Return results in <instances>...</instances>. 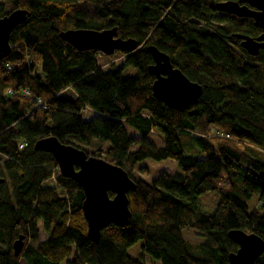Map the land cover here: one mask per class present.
Wrapping results in <instances>:
<instances>
[{
	"label": "trees",
	"instance_id": "obj_1",
	"mask_svg": "<svg viewBox=\"0 0 264 264\" xmlns=\"http://www.w3.org/2000/svg\"><path fill=\"white\" fill-rule=\"evenodd\" d=\"M222 1L0 0V17L28 11L0 60V264H145L128 254L138 241L161 264H227L238 247L229 230L264 240V51L251 56L235 37L259 35L252 19L214 16ZM114 27L139 47L116 51L122 61L109 68L98 58L111 55L79 51L59 36L69 28ZM150 45L202 87L196 104L175 110L153 97ZM128 67L136 73L124 76ZM152 133L163 135V146L149 139ZM50 135L119 165L136 183L127 194L128 222L104 227L96 244L87 235L83 189L34 147ZM20 141L27 142L23 149ZM146 158L174 160L177 170L151 181L133 177ZM241 170L242 198L233 182ZM207 192L218 198L211 213L197 201ZM184 229L204 241L194 247ZM21 234L24 246L15 256L12 244ZM255 264H264V251Z\"/></svg>",
	"mask_w": 264,
	"mask_h": 264
},
{
	"label": "water",
	"instance_id": "obj_2",
	"mask_svg": "<svg viewBox=\"0 0 264 264\" xmlns=\"http://www.w3.org/2000/svg\"><path fill=\"white\" fill-rule=\"evenodd\" d=\"M215 7L224 14L252 19L261 29L256 37L237 34L241 46L255 56L264 51V0H227L216 3ZM26 9H14L0 17V60L10 52L11 32L27 19ZM61 39L79 51L98 50L112 55L119 51L131 53L138 49L139 43L133 38H121L116 28L102 30L91 28H69L59 32ZM153 64L148 72L154 76L152 94L168 108L180 110L196 104L202 93V87L191 81L180 69L174 67L169 56L155 46H148ZM35 149L50 153L55 159L61 176L73 179L84 192L82 210L87 222V235L92 242L98 243L101 230L113 223L125 225L131 216L128 192L136 189V183L119 165L110 163L101 157L88 155L84 150L60 142L54 136L39 139ZM109 192L113 196H109ZM227 236L237 244V249L228 254L227 264H255L264 251V240L255 233L241 229H231ZM24 246V235L13 241L12 249L18 256Z\"/></svg>",
	"mask_w": 264,
	"mask_h": 264
},
{
	"label": "rangeland",
	"instance_id": "obj_3",
	"mask_svg": "<svg viewBox=\"0 0 264 264\" xmlns=\"http://www.w3.org/2000/svg\"><path fill=\"white\" fill-rule=\"evenodd\" d=\"M214 16L220 18V17H222V13L218 12V11L214 12ZM98 59L101 63L104 64V68H109V66L112 63H114L115 65L119 64L122 61V56L115 55V52H114L108 58H104L103 56H99ZM134 73H136V69H134L133 67H128L123 71L124 76L133 75ZM126 129L131 136H137L138 137V133L133 127L126 125ZM152 134L149 136V139L156 146H163L164 145L163 135L157 134V133H152ZM70 140L76 142L83 149L90 150L88 144L86 145L77 139L75 140L74 137H71ZM106 145H107V143H106ZM140 167H145L147 169L146 173H142L139 169ZM176 170H177V166H176V162L174 160L166 159V160L154 161L152 159L146 158V159H143L142 161H140L136 164V167L132 173V176L137 177V178L140 177L146 181H151L152 179L157 177V175L161 171L167 172L169 174H173L174 172H176ZM242 174H243V170H241L240 173H238V174H234V176H233V182L236 184V187H235L236 192L235 193L240 198H242L241 192H242V188H243L242 181H241L242 180ZM3 176H4V178L7 179V176L5 173ZM180 179H181V175H178V174H175L173 177V180H175V181H179ZM258 194H259V192H254L252 197L249 200H247V203L249 204L250 208L253 207L257 203L256 199H257ZM197 201H198V204L200 205V210L202 209L206 213H211L218 203V198H217L216 193L207 192V193L199 195L197 198ZM39 230H40V238L41 239L46 238L47 233L42 228L41 222L39 223ZM182 236L186 241H188L194 247L196 245H198L199 243L204 241V238L197 231L192 230V229L182 230ZM140 245H141V241H138L135 244H133L132 246H130L128 248V254L133 258L142 257L145 264H161L158 260H155V259L151 258L150 256L144 254L141 250ZM198 251L199 250L194 249V252H196V254Z\"/></svg>",
	"mask_w": 264,
	"mask_h": 264
},
{
	"label": "built area",
	"instance_id": "obj_4",
	"mask_svg": "<svg viewBox=\"0 0 264 264\" xmlns=\"http://www.w3.org/2000/svg\"><path fill=\"white\" fill-rule=\"evenodd\" d=\"M25 93H27V92L25 91ZM26 145H27V142H25V141H20V142L18 143V148H19V149H23Z\"/></svg>",
	"mask_w": 264,
	"mask_h": 264
},
{
	"label": "flooded vegetation",
	"instance_id": "obj_5",
	"mask_svg": "<svg viewBox=\"0 0 264 264\" xmlns=\"http://www.w3.org/2000/svg\"><path fill=\"white\" fill-rule=\"evenodd\" d=\"M259 29H260V28H259ZM260 33H261V29L259 30V34H260ZM256 37H257V36H256ZM256 37H255V38H256Z\"/></svg>",
	"mask_w": 264,
	"mask_h": 264
}]
</instances>
